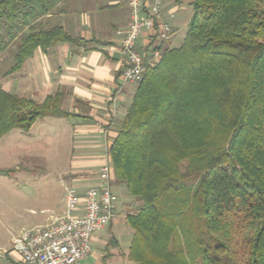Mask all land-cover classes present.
<instances>
[{
    "label": "trees",
    "instance_id": "trees-1",
    "mask_svg": "<svg viewBox=\"0 0 264 264\" xmlns=\"http://www.w3.org/2000/svg\"><path fill=\"white\" fill-rule=\"evenodd\" d=\"M58 1L0 0V53L19 39L3 77L37 48L88 49L92 40L39 21ZM190 6L182 43L165 46L145 69L108 147L113 183L141 202L125 217L132 229L127 258L264 264V0ZM63 96L38 102L0 84V138L27 132L39 118L70 117ZM197 174L194 186L185 182Z\"/></svg>",
    "mask_w": 264,
    "mask_h": 264
},
{
    "label": "crops",
    "instance_id": "crops-1",
    "mask_svg": "<svg viewBox=\"0 0 264 264\" xmlns=\"http://www.w3.org/2000/svg\"><path fill=\"white\" fill-rule=\"evenodd\" d=\"M190 2L166 0L163 3L164 18L169 19V13H174L169 19L173 34L164 46H179V29L185 24L187 28L191 17ZM39 21L44 27L60 25L67 33L92 42L86 50L68 43H58L46 51L37 48L22 67L11 74L17 75L16 86L21 93L8 92L30 93L38 102L56 92L63 93L61 107L72 115L55 118L69 119L76 124L77 144L73 150L80 155L104 158L135 90V84L122 78V59L116 49L117 32L125 30L130 22L127 0H59ZM144 43L146 38L142 36L139 46ZM96 182L97 177L84 186ZM77 187L81 191L85 189ZM63 207L64 197L61 209L48 207L41 211L48 220Z\"/></svg>",
    "mask_w": 264,
    "mask_h": 264
},
{
    "label": "rangeland",
    "instance_id": "rangeland-1",
    "mask_svg": "<svg viewBox=\"0 0 264 264\" xmlns=\"http://www.w3.org/2000/svg\"><path fill=\"white\" fill-rule=\"evenodd\" d=\"M185 32L186 24L179 29V45ZM18 43L17 38L0 53V84L6 91L21 93L16 86L17 75L2 76ZM21 95L31 98L30 93ZM75 128L69 119L45 117L37 119L27 132L17 128L0 138V170H7L0 172V264L6 263L3 256L15 235L23 229L45 225L50 219L42 209H61L68 186L87 188L89 185L84 183L97 177L103 156L80 155L73 150L77 144ZM199 178V174L193 175L185 182L192 187ZM113 190L118 195L115 217L93 234L92 252L78 264H136L127 258L132 229L125 217L136 212L141 202L123 184L113 183ZM205 236L210 237L208 233Z\"/></svg>",
    "mask_w": 264,
    "mask_h": 264
},
{
    "label": "built area",
    "instance_id": "built-area-1",
    "mask_svg": "<svg viewBox=\"0 0 264 264\" xmlns=\"http://www.w3.org/2000/svg\"><path fill=\"white\" fill-rule=\"evenodd\" d=\"M166 0H128L129 25L117 32L122 59V78L137 84L148 66L159 62L173 32L162 6ZM145 36L146 43L139 46ZM98 182L83 191L75 185L65 189L62 211L45 225L21 230L5 251V264H78L92 252L93 234L108 226L118 206L113 190V168L107 152L97 175Z\"/></svg>",
    "mask_w": 264,
    "mask_h": 264
}]
</instances>
